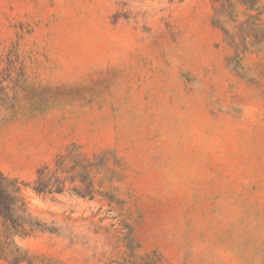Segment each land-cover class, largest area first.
I'll list each match as a JSON object with an SVG mask.
<instances>
[{"label": "rangeland", "instance_id": "1", "mask_svg": "<svg viewBox=\"0 0 264 264\" xmlns=\"http://www.w3.org/2000/svg\"><path fill=\"white\" fill-rule=\"evenodd\" d=\"M234 3L0 0V171L76 144L118 201L24 188L62 227L19 241L32 264H264V0Z\"/></svg>", "mask_w": 264, "mask_h": 264}, {"label": "trees", "instance_id": "2", "mask_svg": "<svg viewBox=\"0 0 264 264\" xmlns=\"http://www.w3.org/2000/svg\"><path fill=\"white\" fill-rule=\"evenodd\" d=\"M235 1L248 11H262V0H214L221 4L217 12L234 7ZM9 86L0 81V107L8 96ZM80 146L73 144L67 154L59 155L56 168L43 166L38 170L37 178L30 184L19 178H12L0 171V261L8 264H32L27 250L19 241L36 234H60L62 227L58 223H48L33 214L24 194V188L31 187L39 196L62 195L67 192L90 201L101 197L115 203V196L104 187L112 183L114 174L108 153L94 154L89 158L79 154ZM103 175L100 184H95V176Z\"/></svg>", "mask_w": 264, "mask_h": 264}]
</instances>
